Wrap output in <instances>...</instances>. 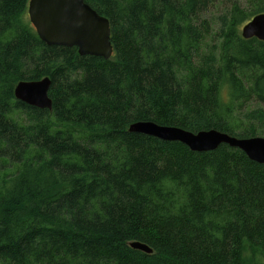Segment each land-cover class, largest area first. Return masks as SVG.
Instances as JSON below:
<instances>
[{
	"label": "trees",
	"instance_id": "obj_1",
	"mask_svg": "<svg viewBox=\"0 0 264 264\" xmlns=\"http://www.w3.org/2000/svg\"><path fill=\"white\" fill-rule=\"evenodd\" d=\"M30 1L0 0V264H264L263 165L129 132L264 138V0H84L110 60L48 46ZM45 78L51 111L16 99Z\"/></svg>",
	"mask_w": 264,
	"mask_h": 264
},
{
	"label": "water",
	"instance_id": "obj_2",
	"mask_svg": "<svg viewBox=\"0 0 264 264\" xmlns=\"http://www.w3.org/2000/svg\"><path fill=\"white\" fill-rule=\"evenodd\" d=\"M30 23L40 39L48 46L78 49L80 56L110 60L113 56L111 28L84 0H31L28 6ZM244 39L257 38L264 42V14L254 17L242 28ZM50 78L22 81L15 89L17 100L38 109L51 111ZM130 133L142 134L166 142H179L195 153L216 151L223 144L241 150L250 161L264 166V138L241 139L217 130L192 133L176 127L160 126L154 122H136ZM131 247L147 254L153 250L144 243L133 242Z\"/></svg>",
	"mask_w": 264,
	"mask_h": 264
},
{
	"label": "rangeland",
	"instance_id": "obj_3",
	"mask_svg": "<svg viewBox=\"0 0 264 264\" xmlns=\"http://www.w3.org/2000/svg\"><path fill=\"white\" fill-rule=\"evenodd\" d=\"M256 107H258V105H255V104L252 105V108H256ZM260 107H264V104H260Z\"/></svg>",
	"mask_w": 264,
	"mask_h": 264
}]
</instances>
